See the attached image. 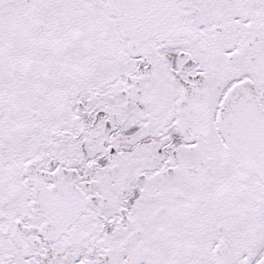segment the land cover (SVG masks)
I'll return each instance as SVG.
<instances>
[{"label":"snow or ice","instance_id":"1","mask_svg":"<svg viewBox=\"0 0 264 264\" xmlns=\"http://www.w3.org/2000/svg\"><path fill=\"white\" fill-rule=\"evenodd\" d=\"M0 264H264V0H0Z\"/></svg>","mask_w":264,"mask_h":264}]
</instances>
